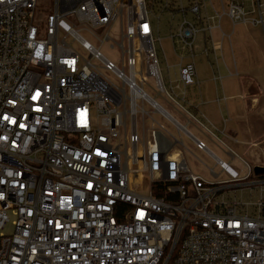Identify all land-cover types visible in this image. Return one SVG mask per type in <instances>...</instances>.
<instances>
[{
    "label": "built area",
    "instance_id": "obj_1",
    "mask_svg": "<svg viewBox=\"0 0 264 264\" xmlns=\"http://www.w3.org/2000/svg\"><path fill=\"white\" fill-rule=\"evenodd\" d=\"M164 13L176 58L166 74ZM248 15L243 0H0V264H264V177L217 160L230 178L207 181L153 117L183 129L162 98L222 143L191 110L195 43L205 33L221 50L224 16L264 29ZM118 20L121 66L81 34L108 40ZM135 172L147 194L130 188ZM237 187L249 201L227 194Z\"/></svg>",
    "mask_w": 264,
    "mask_h": 264
},
{
    "label": "rangeland",
    "instance_id": "obj_2",
    "mask_svg": "<svg viewBox=\"0 0 264 264\" xmlns=\"http://www.w3.org/2000/svg\"><path fill=\"white\" fill-rule=\"evenodd\" d=\"M260 1L261 3H263V5L259 7L256 0H253V2L252 0H243L246 12H249L253 9L255 10V13L250 14L249 12V18L257 20L260 19V11L264 9V0ZM168 19H170V14L164 13L160 20H154L155 26L159 28V33H156V37H162L161 42L157 43V48L165 74L166 64H174L176 62V58L173 53L170 40L167 38V36L169 35ZM222 29L223 32L227 35L225 36L222 44L223 57L220 58V69L224 77H229L227 67L233 68L234 70L236 63L240 76L250 75L258 77L261 76L264 78V31L262 25H254L251 23L243 24V22H237L234 27L230 22V19H228L227 16H224L222 20ZM108 33L110 35V39L103 40L105 33L103 34V31H101L100 29L98 30L97 37L85 31L81 32L82 36L87 39L95 48L99 49V51L104 57L114 62L117 66H121L123 63V56L122 48L119 45L122 41L121 24L119 20L113 24ZM229 34L230 37L228 36ZM204 35L205 34L200 33L197 38L198 40H196L195 43V53L198 54V56L196 57V62L199 71V79L202 80L203 91L207 89L206 82L211 80V77L213 76L209 65L210 63L208 62L211 59H208V57H204V55L200 54V40L204 38ZM124 43L126 45L127 41L124 40ZM209 48L213 49V46L210 44ZM217 49L220 51V43ZM80 51L83 54H87V51L82 48L80 49ZM125 58L127 60V55ZM210 58H212L213 60L215 59L213 54H211ZM110 76L113 77L112 75ZM224 82H226V80H224ZM149 93L153 95V92L151 90H149ZM157 100L173 116H178L174 109L169 104L164 102L162 98L158 97ZM153 117H156L158 120H160L171 131L172 126L170 125L167 119H165L159 114H154ZM205 123L206 125L211 127L206 121ZM188 129L196 137H198L199 139H203L206 142L208 149L212 153L237 168L240 178L246 177L248 169L246 165L239 159V157H236L234 160H231V157L227 154V150L221 148L215 139H212V137H209L208 135L206 136L194 125L189 126ZM212 129L220 138H224L221 133L216 131L214 128ZM181 139L183 140L185 145V148L180 149L182 152V157L186 159L188 165L194 173L202 176L209 182H217L230 178V176L226 172L222 171L221 166L217 164L215 158H213L210 153L198 149L195 145V142L189 136L184 134L182 135ZM234 150L240 157H243L249 162L251 160L254 162V159L258 158L261 155L259 149H253L250 155L245 153L244 149H242L241 147H235ZM211 168H213L214 171L219 174L218 177H215L211 173ZM257 178L258 176L253 170L251 180H256ZM241 183L243 182L239 181L234 184ZM129 186L132 190L137 191L139 193L147 194L149 192L148 179L141 172L129 174ZM235 189H238L236 193L234 192V190H231L227 194H230V196L232 197H234L236 194L238 198H242L244 201L250 200V189H242V187H237ZM254 196L256 195L254 194ZM14 219L15 216L11 213L10 221L7 223L5 229L3 230L4 233H13Z\"/></svg>",
    "mask_w": 264,
    "mask_h": 264
},
{
    "label": "crops",
    "instance_id": "obj_3",
    "mask_svg": "<svg viewBox=\"0 0 264 264\" xmlns=\"http://www.w3.org/2000/svg\"><path fill=\"white\" fill-rule=\"evenodd\" d=\"M262 5L263 3H261V6ZM249 12L250 14L255 13V10L253 9ZM261 15L264 18V9L260 11V17ZM222 20L220 24L221 32L216 31L214 33V36L218 37L219 41L221 42L220 51L218 50L215 53L213 49H210L209 47L211 42L209 41L207 34L202 33L205 35L204 38L200 40V54L204 55V57H208V59H211L208 62L210 63L209 65L213 76L211 77V80L206 82L207 89L203 91L202 80L199 79L198 71L199 85H194L189 89V100L194 105L191 110L201 120L202 123L206 125V121L212 128L223 135L225 139L220 138L211 127L206 125L222 141V143H219L216 140L221 148L227 150V154L231 157V160L239 157L243 163H250L252 169L254 170L256 166L264 167V78L261 76L258 77L250 75L240 76L236 63L234 70L233 68L227 67L229 77H224L220 69V58L223 57L222 44L225 36L227 35L223 32ZM230 22L235 27L236 23L234 24L231 20ZM228 36L230 37V34ZM211 54L214 55V60L210 58ZM197 56L198 54H196V57ZM219 76L221 77L220 79H215V77ZM224 80H226V82H224ZM224 97L226 98L225 100L223 99ZM218 98H220V102H218ZM176 114L178 116L174 117L178 120L183 129H178L176 125H173L171 122L169 123L173 128H171V132L176 137L181 139L182 135H187L184 129L189 131V126L194 125L197 127V125L195 123L189 122L187 115L178 112H176ZM199 130L202 131L206 136L208 135L209 137H212L209 133L201 129ZM200 140L204 141L203 139ZM233 147H241L248 155H250L253 149H259L261 155L258 158H255L254 162L252 160L249 162L243 157H240L235 152ZM208 153H210L213 158H215L216 162L217 160L225 162L233 170L238 172L237 168L225 160L220 159L210 150ZM232 154L235 156H232ZM262 175L264 174L257 176L264 177Z\"/></svg>",
    "mask_w": 264,
    "mask_h": 264
},
{
    "label": "water",
    "instance_id": "obj_4",
    "mask_svg": "<svg viewBox=\"0 0 264 264\" xmlns=\"http://www.w3.org/2000/svg\"><path fill=\"white\" fill-rule=\"evenodd\" d=\"M254 172H255V174H257V175L264 174V167H263V166H256V167L254 168Z\"/></svg>",
    "mask_w": 264,
    "mask_h": 264
},
{
    "label": "snow or ice",
    "instance_id": "obj_5",
    "mask_svg": "<svg viewBox=\"0 0 264 264\" xmlns=\"http://www.w3.org/2000/svg\"><path fill=\"white\" fill-rule=\"evenodd\" d=\"M145 30H147V26H145Z\"/></svg>",
    "mask_w": 264,
    "mask_h": 264
},
{
    "label": "trees",
    "instance_id": "obj_6",
    "mask_svg": "<svg viewBox=\"0 0 264 264\" xmlns=\"http://www.w3.org/2000/svg\"><path fill=\"white\" fill-rule=\"evenodd\" d=\"M262 176H264V175H262ZM261 177V176H260Z\"/></svg>",
    "mask_w": 264,
    "mask_h": 264
}]
</instances>
